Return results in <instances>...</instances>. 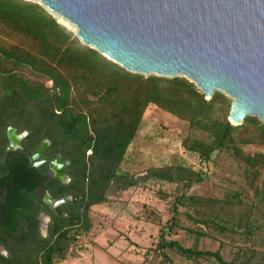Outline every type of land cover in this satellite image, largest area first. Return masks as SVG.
<instances>
[{
	"label": "trees",
	"instance_id": "1",
	"mask_svg": "<svg viewBox=\"0 0 264 264\" xmlns=\"http://www.w3.org/2000/svg\"><path fill=\"white\" fill-rule=\"evenodd\" d=\"M230 103L218 90L206 98L184 76H145L124 69L83 44L38 3L0 0V144H5L8 126L28 130L32 143L46 138L51 153H60L69 162L71 185L65 192L72 195L64 204L66 215L51 211L48 233L43 236L35 216L17 210L24 192L30 190L29 176L25 178L23 169H18L20 177L14 178L17 186L9 189L15 195L7 200L5 211H0V244L7 251L0 253V264H54L67 252L71 229L87 232L92 227L90 206L106 202L112 184L122 189L134 184L120 166L150 104L187 122L189 130L182 139L187 151L204 162L210 161L214 152H228L241 166L246 184L260 191L256 179L264 153H250L243 146L264 145V123L256 116H247L242 124H231L227 118ZM9 172L5 167L0 170L4 178ZM153 174L177 182L182 189L173 200V215L167 224L170 230L179 226L178 206L222 208L242 203L236 195L217 199L187 194L184 190L202 182L204 175L183 164L156 167ZM187 216L221 234L238 232L228 226L234 225L228 218L206 213L198 218L189 213ZM239 220L234 226L243 228L242 234L251 235L256 228L254 221L246 219L241 224ZM17 223L24 227L22 233H17ZM185 231L195 235L193 246L166 240L161 232L160 247L193 261L213 257L220 264H231L218 250L198 248L199 239L207 235L205 231Z\"/></svg>",
	"mask_w": 264,
	"mask_h": 264
},
{
	"label": "rangeland",
	"instance_id": "2",
	"mask_svg": "<svg viewBox=\"0 0 264 264\" xmlns=\"http://www.w3.org/2000/svg\"><path fill=\"white\" fill-rule=\"evenodd\" d=\"M27 1L43 6L39 0ZM49 13L75 34L72 23ZM47 84L51 85V82ZM188 130L185 120L154 104L148 105L120 166L132 177L134 184L127 189L112 184L107 201L89 208L92 227L87 232L71 229L67 252L54 264H220L213 257L193 261L168 247H160L161 232L166 240H176L185 247L193 246L196 237L185 228L205 231L207 235L199 239L198 248L218 250L227 263L264 264V163L256 179L261 190L255 191L246 184L241 166L228 152H214L211 160L204 162L197 154L187 151L182 139ZM243 148L250 153H264V145L259 143L246 144ZM171 164H183L204 175L202 182L184 190L187 194L217 199H231L236 195L242 203L222 208L178 206L179 226L168 229V221L173 215V200L182 189L177 182L158 178L153 169ZM187 213L197 218L204 213L228 218L234 225L238 224L239 218L242 219L241 224L251 219L256 228L251 235H246L242 234L243 228L229 223L228 226L238 232L221 234L212 227L194 223ZM45 232L43 227V236ZM0 251L6 253L2 248Z\"/></svg>",
	"mask_w": 264,
	"mask_h": 264
},
{
	"label": "water",
	"instance_id": "3",
	"mask_svg": "<svg viewBox=\"0 0 264 264\" xmlns=\"http://www.w3.org/2000/svg\"><path fill=\"white\" fill-rule=\"evenodd\" d=\"M39 1L124 69L184 76L206 98L216 90L231 98V124L264 123V0Z\"/></svg>",
	"mask_w": 264,
	"mask_h": 264
},
{
	"label": "flooded vegetation",
	"instance_id": "4",
	"mask_svg": "<svg viewBox=\"0 0 264 264\" xmlns=\"http://www.w3.org/2000/svg\"><path fill=\"white\" fill-rule=\"evenodd\" d=\"M28 135V130L19 131L8 126L5 131V144H0V170L5 167L10 171L7 178L0 174V211H5L7 200L15 195L13 191L10 193L9 189H15L17 181L14 178L20 177L16 172L23 169L24 177H27L26 174L29 176L27 184L30 190L24 192L23 198L18 197L21 198V203L18 204L17 210L32 213L38 221L39 232L41 233L44 227L47 235L52 220L51 211L66 215L64 204L72 199L71 193L65 192V187L71 185V176L67 171L69 162L60 153H51L50 142L46 138L39 143H32ZM63 198L67 199L59 204L57 210L54 204ZM23 230L24 227L17 223V233H22ZM1 248L6 251L2 244L0 250Z\"/></svg>",
	"mask_w": 264,
	"mask_h": 264
},
{
	"label": "bare ground",
	"instance_id": "5",
	"mask_svg": "<svg viewBox=\"0 0 264 264\" xmlns=\"http://www.w3.org/2000/svg\"><path fill=\"white\" fill-rule=\"evenodd\" d=\"M57 16H59L60 17V19H63V20H66V19H64V18H62L60 15H57ZM59 19V20H60ZM66 21H68V20H66ZM65 22V21H64ZM69 22V21H68ZM70 23V22H69Z\"/></svg>",
	"mask_w": 264,
	"mask_h": 264
}]
</instances>
